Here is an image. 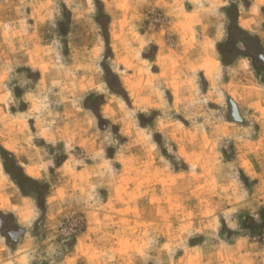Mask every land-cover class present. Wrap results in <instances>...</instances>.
I'll list each match as a JSON object with an SVG mask.
<instances>
[{"label":"rangeland","instance_id":"obj_1","mask_svg":"<svg viewBox=\"0 0 264 264\" xmlns=\"http://www.w3.org/2000/svg\"><path fill=\"white\" fill-rule=\"evenodd\" d=\"M258 51L264 0H0V264H264Z\"/></svg>","mask_w":264,"mask_h":264},{"label":"water","instance_id":"obj_2","mask_svg":"<svg viewBox=\"0 0 264 264\" xmlns=\"http://www.w3.org/2000/svg\"><path fill=\"white\" fill-rule=\"evenodd\" d=\"M258 53V56L260 59L264 60V54L260 51L257 52ZM230 102V119L233 120V121H236V122H244V119L242 117V115L240 114V111L238 109V106L237 104L232 100L230 99L229 100ZM15 230H8L5 232V235L10 238L12 241H15V244L18 240V238L22 235L25 234V230L24 228H21L19 226H15ZM0 229L2 231H4V229L1 227V223H0Z\"/></svg>","mask_w":264,"mask_h":264},{"label":"bare ground","instance_id":"obj_3","mask_svg":"<svg viewBox=\"0 0 264 264\" xmlns=\"http://www.w3.org/2000/svg\"><path fill=\"white\" fill-rule=\"evenodd\" d=\"M213 64L214 63L209 62V60L206 59V61L200 66V68L205 71V74L207 76L212 77L215 74V72H216V69H215L216 65H213ZM8 146H7V148H8ZM9 149H10V147H9ZM27 174L34 175V172H32V170L28 169L27 170ZM15 200H16V203H17L15 208L17 210H19V212L22 215H24L26 218H29L31 212L28 209L27 204L20 197H15Z\"/></svg>","mask_w":264,"mask_h":264},{"label":"flooded vegetation","instance_id":"obj_4","mask_svg":"<svg viewBox=\"0 0 264 264\" xmlns=\"http://www.w3.org/2000/svg\"><path fill=\"white\" fill-rule=\"evenodd\" d=\"M10 221H11L10 217H4L2 214H0V223L2 228H6V230L8 229L14 230L15 228L11 227Z\"/></svg>","mask_w":264,"mask_h":264},{"label":"trees","instance_id":"obj_5","mask_svg":"<svg viewBox=\"0 0 264 264\" xmlns=\"http://www.w3.org/2000/svg\"><path fill=\"white\" fill-rule=\"evenodd\" d=\"M15 164H16V163H15ZM15 166H17V169H18V170H20L21 172H23L21 167H19L18 165H15ZM8 173H10V172H8ZM22 174H23V176H24L27 180L36 183V181H34L32 178L28 177V176L25 175L24 173H22ZM11 175L14 177V179L17 180V182L19 183L20 187H21L22 190H23V186H22L20 180H19L17 177H15L13 174H11ZM36 184H39V183H36ZM24 194H25L26 196H30V193H28V192H24ZM243 224H245V223L243 222Z\"/></svg>","mask_w":264,"mask_h":264}]
</instances>
